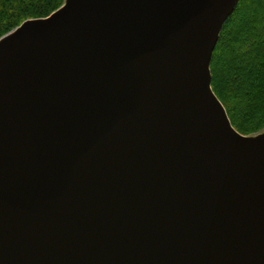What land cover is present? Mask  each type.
<instances>
[{
	"label": "water",
	"instance_id": "1",
	"mask_svg": "<svg viewBox=\"0 0 264 264\" xmlns=\"http://www.w3.org/2000/svg\"><path fill=\"white\" fill-rule=\"evenodd\" d=\"M238 0H66L0 39V264H264V132L211 63Z\"/></svg>",
	"mask_w": 264,
	"mask_h": 264
},
{
	"label": "trees",
	"instance_id": "2",
	"mask_svg": "<svg viewBox=\"0 0 264 264\" xmlns=\"http://www.w3.org/2000/svg\"><path fill=\"white\" fill-rule=\"evenodd\" d=\"M66 0H0V39L24 22L45 19ZM212 89L232 126L246 137L264 132V0H238L211 63Z\"/></svg>",
	"mask_w": 264,
	"mask_h": 264
}]
</instances>
